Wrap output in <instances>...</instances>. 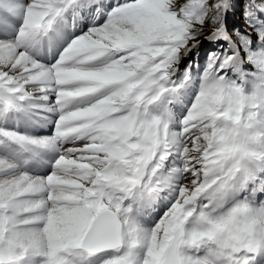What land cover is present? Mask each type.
<instances>
[{"label": "snow or ice", "instance_id": "snow-or-ice-1", "mask_svg": "<svg viewBox=\"0 0 264 264\" xmlns=\"http://www.w3.org/2000/svg\"><path fill=\"white\" fill-rule=\"evenodd\" d=\"M93 262L264 264V0H0V264Z\"/></svg>", "mask_w": 264, "mask_h": 264}, {"label": "bare ground", "instance_id": "bare-ground-1", "mask_svg": "<svg viewBox=\"0 0 264 264\" xmlns=\"http://www.w3.org/2000/svg\"><path fill=\"white\" fill-rule=\"evenodd\" d=\"M37 111H39V110H37ZM50 114H51V113H46V114L44 115V116L47 117V118H44V121H48L50 127H51L52 130H53V128H54V123H53L52 121L54 120V118H51Z\"/></svg>", "mask_w": 264, "mask_h": 264}, {"label": "rangeland", "instance_id": "rangeland-1", "mask_svg": "<svg viewBox=\"0 0 264 264\" xmlns=\"http://www.w3.org/2000/svg\"><path fill=\"white\" fill-rule=\"evenodd\" d=\"M190 57L194 60V61H200L203 59V55H197L195 52H193L192 54H190Z\"/></svg>", "mask_w": 264, "mask_h": 264}]
</instances>
